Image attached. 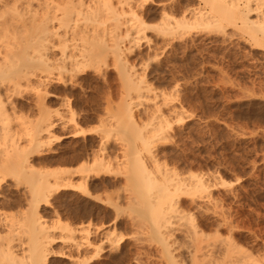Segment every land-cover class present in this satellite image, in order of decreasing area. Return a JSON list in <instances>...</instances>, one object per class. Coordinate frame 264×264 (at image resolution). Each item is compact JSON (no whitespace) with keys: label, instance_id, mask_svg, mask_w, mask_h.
Returning <instances> with one entry per match:
<instances>
[{"label":"rangeland","instance_id":"374dc122","mask_svg":"<svg viewBox=\"0 0 264 264\" xmlns=\"http://www.w3.org/2000/svg\"><path fill=\"white\" fill-rule=\"evenodd\" d=\"M153 1L166 6L179 2ZM260 3L263 14L264 0ZM112 4L119 7L116 0ZM151 8L160 12L159 7ZM259 15L253 12L249 18L256 21ZM159 16L147 18L139 33L133 30L139 22L129 16L113 20L103 13L100 22L101 29L119 23L123 57L150 90L142 87L128 96L111 56L85 63L80 76L65 74L66 98L75 110L103 120L81 121L92 131L84 137L57 132L62 140L44 146L34 158L68 159L73 149H86L91 159L102 141L112 173L97 180L99 188L88 199L77 188L86 159L45 168L63 176L76 172L74 186L53 192L49 204L38 210L54 240L51 249L62 254L50 256L48 264H107L110 258L116 264H194L199 237L203 246L233 241L242 254L264 263V46L254 40L260 33L234 17L218 24L191 17L187 25L171 28ZM73 19L82 28L91 20L86 10L74 13ZM81 43V35H71L69 53ZM35 87L26 85L20 97L10 99L17 110L25 106L16 116H25L26 125L40 118ZM126 106L133 127L120 125ZM12 126L10 134L18 135L20 146L30 150L25 129ZM150 152L160 173L150 162ZM137 159L151 170L150 181L133 177L132 182ZM164 174L175 179L168 191L161 187ZM144 181L151 186L139 194L133 185H146ZM25 186L24 181L7 180L0 187V234L19 233L22 248L17 254L29 257L32 234L26 219L33 209ZM86 208L93 223L90 229L98 232L89 251L83 250ZM5 244L0 242L1 250ZM101 244L103 251L96 256Z\"/></svg>","mask_w":264,"mask_h":264},{"label":"bare ground","instance_id":"6f19581e","mask_svg":"<svg viewBox=\"0 0 264 264\" xmlns=\"http://www.w3.org/2000/svg\"><path fill=\"white\" fill-rule=\"evenodd\" d=\"M88 1L89 3L84 0H0V187L7 180L24 181L33 209L26 219V222L30 224L29 232L32 234L30 256L24 257L17 254L22 248L21 237L19 233L15 234L10 230L7 236L0 234V242H6L5 249H0V264H48L50 256H62L51 249L54 240H50L38 210L49 204V198L53 192L62 188H72L74 186L72 179L76 172L66 171L64 172L66 175L63 176L61 172L48 171L45 169L47 166L59 164L58 162L70 165L79 162L80 159L81 161L86 159L82 166L81 184L77 188L88 199L93 198V190L99 188L97 180L112 173V160L108 158L107 145L102 141L100 152L92 153L91 159L89 154H85L86 149L81 151L82 147L81 152L73 149V155L72 157L67 155L68 159L51 158L36 162L34 158L41 155L40 149L44 146H50L62 140L63 136H57V132L84 137L92 131L82 127L81 121L87 123L94 119L103 120L97 115L83 117L75 110L71 100L66 98L68 90L65 88V74L72 77L80 76L84 73L85 63L111 56L119 66V76L124 87L127 88L128 96L131 91H139L142 87L149 89L145 78L138 79L134 67H131L123 57L122 39L120 40L117 34L119 23L112 28L109 27L110 29H105L104 26V29L100 28L103 13L107 15V19L113 20H118L123 15L134 18L139 25L133 30L138 33L142 31L141 26L145 27L147 18L154 19L158 14L171 28L187 25L191 17L216 24L226 18L234 17L244 25L255 27L256 32L260 33L254 36L255 43L258 46H264V13H261L263 12L261 0H179L178 3L174 1L176 4L171 6L153 0H116L119 9L113 7V0ZM195 5H199L200 8H194ZM151 6L159 7L160 12L158 13V8L154 10ZM82 10H86L87 15L90 16L91 20L88 21V25L92 27L90 30L87 28L90 25L82 28L73 19V14H80ZM257 11L260 14L259 18L256 21L250 20L249 15ZM57 13H60V16ZM71 35H81L82 43L75 45L72 53H69L67 43ZM55 51H58L57 55L54 54ZM34 83L37 96L35 106L40 113V118L26 125L25 116H16L17 112L20 114L25 106L22 104L17 110L16 104H13L10 99L20 97L22 87ZM11 115L14 116L13 120L9 119ZM121 118L120 125L132 126L134 121L129 106L124 109ZM13 123H16L19 128H24L30 136L26 139L30 150L20 146L18 135L10 134ZM149 157L150 162L160 173L154 153L150 152ZM132 168V182L134 178L143 180L142 178L147 177L149 180L152 177L148 165L139 159L135 161ZM53 177L54 183L51 182ZM149 181L148 183L144 181L146 185L136 182L138 186L131 183L135 185H133L135 191L141 194L142 191L149 190L151 186ZM173 181L175 179L169 180L164 174L165 185L161 187L168 191ZM12 204L13 202L9 205ZM84 217L89 218V222L87 221V228L84 229L83 250L89 251L94 246L93 235L98 232L93 233L90 229L93 223L92 220L90 221L91 213L87 208L84 211ZM116 221L117 218L113 223L115 224ZM68 226L63 225V229H67ZM113 230L114 234L117 230L115 228ZM38 231L40 233H37ZM203 242L202 237H199L194 264H264L246 253L242 254L233 241H228L222 246L214 243L203 246ZM97 249L96 256H99L103 251V245H99ZM107 264L116 263L110 258Z\"/></svg>","mask_w":264,"mask_h":264}]
</instances>
